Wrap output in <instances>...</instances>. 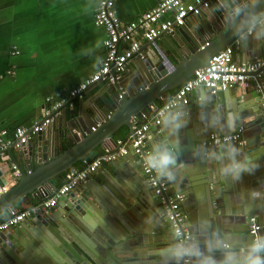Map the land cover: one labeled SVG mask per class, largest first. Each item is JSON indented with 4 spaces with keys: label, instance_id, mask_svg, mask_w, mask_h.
Wrapping results in <instances>:
<instances>
[{
    "label": "water",
    "instance_id": "water-1",
    "mask_svg": "<svg viewBox=\"0 0 264 264\" xmlns=\"http://www.w3.org/2000/svg\"><path fill=\"white\" fill-rule=\"evenodd\" d=\"M203 11L208 19L198 16L193 24L186 22L174 31L183 36V41L177 42L179 52L172 69L166 67L162 58L154 59L140 49L130 59L132 64L127 63L121 71L115 67L111 69L114 79L107 81L101 95L102 103L96 100L88 105L82 103L78 110L70 111L67 110L69 104H65L54 111L51 123L31 136L22 148H17L23 165L30 166V170H23L16 184L0 195V213L15 210L19 200L29 206L35 204L31 197L43 200L49 196L52 189L59 187L55 177L64 181L65 172L76 167L79 160L89 155L94 157L98 146L104 147L108 141H114V135L123 125L128 126L129 134L134 137L135 126L147 121L170 97V92L191 79L196 69L207 66L215 53L229 46L233 56L234 50L238 52L240 47V51H244L249 46L257 58L264 53V0H211ZM198 89L201 101L177 108L182 118L178 121L180 124L172 131L162 129L159 133L161 123L152 124L146 136L160 138L152 143L153 156H157L160 163V175L168 180L171 190L187 195L182 210L192 235V264H249L253 256H264V245L258 253L249 247L254 241H264L262 98L257 88H241L240 114L233 124L236 114L228 118V128L215 127L208 110L218 101V93L202 86ZM235 93V86L224 90V95ZM191 107L194 109L190 115ZM213 128L223 133L242 129L245 143H227L229 150L223 152L234 166L233 177L225 178V174L212 164V156L208 153H216V146H201ZM13 148L10 146L8 151ZM164 154L172 159L162 163ZM147 159V156L129 151L115 161L113 168L97 169L75 190L62 196L57 208L33 216L29 234L26 233V219L2 230L0 264H175L172 245L176 239L166 205L154 193L145 172ZM132 161L133 164L128 165ZM122 166H129L139 182L143 179L147 183L139 197L134 194L136 202L144 208L143 213L140 212L143 222H139L140 226L133 224L132 228L126 226L129 232L118 238L104 232L108 210L116 217L118 213L106 200H91L89 194L94 181L105 180V174L119 173ZM109 182L108 187L115 194L119 193ZM194 200L205 203L201 206L211 205L213 213L209 220L198 219L196 213L190 214ZM252 217L260 225L256 234L251 232ZM83 232L91 234L96 245L89 244ZM73 235L94 256H87L89 252ZM35 242L40 243V248L44 247L43 254L48 256L44 261L34 258L36 253L42 256Z\"/></svg>",
    "mask_w": 264,
    "mask_h": 264
},
{
    "label": "crops",
    "instance_id": "crops-1",
    "mask_svg": "<svg viewBox=\"0 0 264 264\" xmlns=\"http://www.w3.org/2000/svg\"><path fill=\"white\" fill-rule=\"evenodd\" d=\"M160 1L117 0L116 10L122 23H127L144 11L157 5ZM227 1L229 2L230 0ZM98 3L99 0H0V120L3 126L9 128L11 131H13L14 127L20 125L33 126L40 121L41 113L45 107L50 105L49 102L58 101L63 97L67 100L65 104H69L67 106L68 111L72 109L78 110V107L82 103L88 105L95 100L99 103L103 102L101 95L106 89L108 80H102L89 85L81 96H69L71 89L77 87L97 70L106 54L104 46L106 30L95 21ZM198 16L208 19L202 10L200 14L188 17L186 22L193 24ZM138 38L142 52L153 56L157 60L162 58L168 69L173 68V63L177 62L178 44L180 41H183V36L180 33L165 34L157 45L146 41L142 37ZM124 46L126 45L122 44V47ZM233 57L237 63H247L258 59L253 52L252 46H249L244 51H240L239 47L238 52L234 50ZM261 57H264V53L262 54V52ZM128 63L132 64V61L129 59ZM235 88L236 93L234 95H224V91L217 92L218 101L208 110L212 114L211 119L216 123L215 127L224 125L228 128L229 125L227 123H230L228 118L236 114L232 118L233 124L234 118L240 114V89L244 87L236 85ZM174 92V90L170 92V97ZM199 92L197 88L190 96L189 102L191 104L201 101ZM180 106L165 113L160 124L161 128L157 133L162 129L172 131L176 127V124H180L178 121L182 118H179V114H177L179 113L177 112V108H182ZM193 109L191 107L189 110L190 115ZM51 116L53 120V112ZM153 119L154 112L147 121L141 123L150 122L153 124ZM210 132L223 133L215 128ZM182 134H185L184 130ZM206 136L208 137V135ZM154 138L146 136L145 146L151 149V156L149 158L155 160L159 165L157 156H153L155 152L152 143L154 140L159 141L160 138ZM161 138L165 139L164 136ZM119 140L126 141L127 143L131 140L128 126L123 125L121 127L114 135V141H108L104 147L98 146L95 156L104 153L106 150L112 151L118 149L120 146ZM203 145L202 141L201 146ZM226 146V144L216 146L217 154L215 151H209L208 154L212 156L211 162L218 168L219 172L225 174V178H230V176L233 177L234 175V166L227 161V153H223L229 150ZM9 148L0 149V188L4 186L7 189L16 184L23 170H30V166L23 165L17 148L14 147L11 152L8 151ZM88 157L91 158L92 156L89 155ZM135 160L137 159L135 158ZM115 163H107L99 167V169L105 171L107 168H113V164ZM128 163V165H132L133 161ZM15 164L20 168V175L15 173ZM81 165V160H79L76 166L80 167ZM117 175H120V178H117ZM136 176L135 171L129 166H122L119 168V173H115L113 176L105 174V180L94 181L89 198L94 201L99 199L106 200L112 205V210L116 211L119 215V217H116L112 211L108 210L109 217L106 219V226H104L106 227L104 229L105 233H112V235L122 238L126 236V232H129L126 226L132 228L133 224L137 223V226H140L139 222H143L142 213L144 208L136 202L137 199L134 197V194L136 193L139 197L138 194H140L147 181L145 180L144 182L142 179V185ZM54 179L58 180L59 178L55 177ZM108 182L119 193L115 194L108 187ZM56 184L58 183L56 182ZM225 184L223 183V187H226ZM81 186L83 188V185ZM51 194H53V190L50 191L49 196ZM185 197H187L186 194ZM31 199L32 201L36 199V203L41 201L39 198L31 197ZM198 200L192 201L190 214L194 215L196 213L198 219L203 217V219L209 220L213 213L211 205L201 206V204L205 203ZM35 202L33 201V203ZM135 206L140 207L138 209ZM24 207L28 206L20 202L15 210H21ZM141 211L142 213H140ZM8 213H10L9 210L0 213V221ZM31 218L28 217L26 219L28 220L27 234L30 233L33 226L29 224ZM131 219L132 221H128ZM121 220L125 221V223H122ZM66 230L70 229L66 227ZM83 235L89 244L94 243L96 245L91 234L83 232ZM128 235L130 236L131 234ZM74 238L79 241L76 236ZM79 243L89 252L87 256H94L93 252L87 249L84 243L80 241ZM100 244L101 242L99 241ZM35 246L39 248L42 256L36 253L34 258L38 257L44 261L48 257L43 254L42 249L44 247L40 248L39 242H35ZM172 246L175 250V244ZM19 252L20 250H18Z\"/></svg>",
    "mask_w": 264,
    "mask_h": 264
},
{
    "label": "built area",
    "instance_id": "built-area-1",
    "mask_svg": "<svg viewBox=\"0 0 264 264\" xmlns=\"http://www.w3.org/2000/svg\"><path fill=\"white\" fill-rule=\"evenodd\" d=\"M116 1L99 0L95 21L106 30L104 39L106 54L97 70L77 87L71 89L70 97L81 96L88 86L95 82L102 80L112 82L114 78L111 69L115 67L117 71H121L128 60L141 49L138 37L157 45L165 34L173 33L178 27L186 23L188 17L200 14L203 8L208 7L211 3V0H161L157 5L144 11L135 19L122 23L116 10ZM122 44L126 46L122 47ZM236 85L244 88H257L262 98L261 105L264 111V57L247 63H237L233 57V49L229 46L215 53L207 66L196 69L191 79L180 85L171 97L156 108L152 123L160 124L168 110L187 104L192 92L200 86L212 92H218ZM66 101V98L63 97L58 101L49 102L50 105L45 107L41 113L40 121L30 127L20 125L11 131L3 126L0 120V149L10 146L22 148L28 143L31 136L45 129L51 123L52 112L58 110ZM151 125L150 122L140 123L135 126V135L134 137L131 136L128 143L119 140L118 149L106 150L95 157L83 159L80 167L76 166L64 173V181L58 188L52 189L53 194L24 209L10 211L8 217L0 221V232L11 226H16L28 217L50 213L51 209L58 205L62 196L75 190L99 167L115 162L129 151H134L136 154L148 157L147 161L144 162L145 172L154 193L161 197L166 205L168 219L176 239L175 264H192L190 248L192 235L187 225V216L182 210L185 194L171 190L168 180L160 175L158 163L149 158L151 149L145 146V137ZM230 142L240 145L245 143L242 137V129L232 133L211 132L203 140V144L208 146H219ZM17 166L14 165V170L17 175H20L21 171ZM6 190V187H1L0 195ZM252 222L251 232L256 234L260 225L256 223L255 217H252ZM257 243L261 245V248L264 245V241H257Z\"/></svg>",
    "mask_w": 264,
    "mask_h": 264
},
{
    "label": "clouds",
    "instance_id": "clouds-1",
    "mask_svg": "<svg viewBox=\"0 0 264 264\" xmlns=\"http://www.w3.org/2000/svg\"><path fill=\"white\" fill-rule=\"evenodd\" d=\"M172 159V157L168 156L167 154H164L161 157V162L162 163H166L168 161H170ZM249 247L255 251V252H259L261 249V245L256 243L255 241L249 245ZM249 264H264V256H261L259 254L255 255L252 257V259L249 261Z\"/></svg>",
    "mask_w": 264,
    "mask_h": 264
},
{
    "label": "trees",
    "instance_id": "trees-1",
    "mask_svg": "<svg viewBox=\"0 0 264 264\" xmlns=\"http://www.w3.org/2000/svg\"><path fill=\"white\" fill-rule=\"evenodd\" d=\"M81 163H82V160H81ZM77 164H78V163H77ZM77 164H76V165H77ZM54 180H55L58 184H59V183H62V181H61L60 179H58V180L54 179ZM33 201L35 202V201H37V200H36V199H33ZM33 201H32V203H33ZM20 202H22V201L19 200V201L15 204L16 207L19 206ZM22 203H23V202H22ZM35 203H36V202H35ZM24 208H25V207H24ZM9 214H10V213H8V215H9ZM8 215H7L6 217H8ZM4 217H5V216H4ZM6 217H5V218H6ZM5 218H4V219H5Z\"/></svg>",
    "mask_w": 264,
    "mask_h": 264
},
{
    "label": "bare ground",
    "instance_id": "bare-ground-1",
    "mask_svg": "<svg viewBox=\"0 0 264 264\" xmlns=\"http://www.w3.org/2000/svg\"><path fill=\"white\" fill-rule=\"evenodd\" d=\"M260 58H262V57H260Z\"/></svg>",
    "mask_w": 264,
    "mask_h": 264
}]
</instances>
